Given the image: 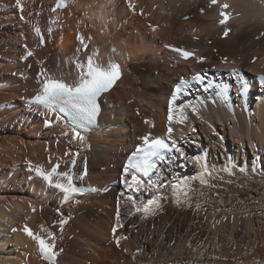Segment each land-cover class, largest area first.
<instances>
[{"label": "bare ground", "instance_id": "bare-ground-1", "mask_svg": "<svg viewBox=\"0 0 264 264\" xmlns=\"http://www.w3.org/2000/svg\"><path fill=\"white\" fill-rule=\"evenodd\" d=\"M22 2L23 13L15 0H0V264H49L24 233L25 225L37 234H45L41 225L56 232L57 248L62 250L57 264H166L165 254L172 255L166 244L176 235L179 259L171 264H181L183 254L188 257L184 264H264V234L255 223V217L264 223V93L259 86L252 106L237 95L230 97V107L219 98L213 103L210 93L202 94L194 99L198 105L204 102L199 115L186 110L189 120L171 125L173 139L189 159L171 153L175 163L159 181L166 186L142 197H163L157 215L144 218L121 196L127 154L143 144V136L167 132V98L181 68L212 70V64L220 63L224 71L235 68L248 77L264 72V0H68L70 6L56 12V0ZM222 11L232 16L227 25L220 24ZM37 26L43 43L35 34ZM226 28L231 32L224 37ZM193 33L202 35L200 43L189 39ZM81 35L87 49L78 39ZM169 46L199 47L197 56L206 61H183ZM27 50L34 55L25 61ZM89 55L105 68L119 64L123 75L103 95L98 126L86 134L85 149L78 140L69 143L74 129L62 116L50 114L54 124L48 128L38 114L43 107L29 108L28 101L40 93L41 68L74 85L79 79L76 65L86 64ZM77 151L74 182L95 191L64 203L63 193L30 173L28 166L31 162L50 170L59 162L61 171L69 170ZM233 161L237 166L232 173L224 171ZM253 163L259 171L252 170ZM245 164L247 174L239 171ZM205 169L211 173L204 176L207 184L191 182L192 206L177 207L169 182ZM141 178L146 184L156 181L155 175ZM117 208L124 225L117 236L127 237L119 247L111 231ZM57 209L70 217L62 232ZM183 226L187 236L206 227L219 241L226 236L227 243L217 245L211 239L210 249L209 241L193 244L191 238L184 239Z\"/></svg>", "mask_w": 264, "mask_h": 264}, {"label": "snow or ice", "instance_id": "snow-or-ice-1", "mask_svg": "<svg viewBox=\"0 0 264 264\" xmlns=\"http://www.w3.org/2000/svg\"><path fill=\"white\" fill-rule=\"evenodd\" d=\"M217 2V0H213ZM15 5L21 13L24 12L25 4L22 0H15ZM68 0H58V3L52 8L53 12H56L60 8L67 9L69 7ZM224 9L229 6L225 4ZM222 19L220 20L221 25H227L232 19L231 14L228 11L221 12ZM21 19H24L21 16ZM35 34L40 38L41 43L44 42V35L40 27L34 28ZM52 29H49L51 32ZM231 32L230 28H226L223 35L227 37ZM81 45L84 49L88 48L85 43V37L83 35L78 37ZM27 49V45H24ZM171 50L179 55L184 61L195 59L197 62L203 64L206 61L205 57L197 56L195 51H190L185 48H176L169 46ZM34 53L31 50H27V54L23 57L27 61L32 57ZM224 63H228L225 58ZM76 67L79 69V79L74 85H69L60 79H55L49 76L47 69L41 68L38 72L40 79L41 90L33 100L28 101V107L31 108L33 103L42 105L44 111L38 114L43 117L44 125L51 128L54 124V119L50 118V114L59 113L65 114L71 117V125L74 128L73 139H70L69 143H73L76 140L84 144L85 149L88 145L85 144L86 135H81L80 129H84L85 132L98 126V117L101 113V97L104 94L109 93L114 86L122 79V68L117 63H112L108 67H101L95 63L93 56L89 55L85 63H77ZM237 84L236 95L238 97H244L247 95L250 89V82H248L243 76L240 70L232 69L228 73ZM259 90L264 92V76L258 78ZM231 85L228 83L215 82V74L211 77L207 73H196L191 79H187L183 76L180 77L179 82L175 86L168 107V122L169 127L167 129V138H152L151 135L143 136V146L136 147L135 150L127 159V163L122 170L124 192L121 196L127 201L131 202L135 208V213H142L144 218L149 216H155L162 211L163 205L161 195H153L146 201L142 199L144 194L152 192L153 189L162 188L166 185L159 183L164 177L165 171L171 168V165L175 163V158L170 155L171 153L178 154L179 157L185 161L189 159L186 155L184 148L181 147L175 139L172 138L173 128L172 124H184L189 120L186 110H191L193 114L199 115L200 107L204 105L203 101L199 102V105L194 102L193 99L183 100L184 97H193L194 94H198L203 91L204 93H210L212 102L216 103L217 98L222 100L225 104L231 107V101L229 96V89ZM198 100V95L195 96ZM178 103V101H182ZM7 107V106H6ZM145 123H151V121H145ZM195 132L196 129L192 128ZM67 135V133H64ZM195 143V141H192ZM67 155V153H66ZM74 156L70 161L71 167L69 170L61 171V164L56 162L50 168L45 170L43 167L33 165L29 162V172L35 173V175L44 180L50 187H53L63 193V202H69L74 194L82 193L85 191L84 188L77 186L74 182L77 178L73 169L76 166L77 159L80 153L77 151L72 154ZM199 163V156L194 158ZM51 161V157H49ZM235 161L232 162L231 167H225L223 170L232 173V170L236 168ZM254 172L259 171L255 167V163L252 165ZM241 173L247 174V165L239 166ZM144 176H156V181H149L147 184L145 180L141 178L140 174ZM84 174L78 178L84 179ZM205 175H211L207 169L204 170L203 174L193 175L191 177L177 178L173 177L169 182L171 184L172 194L177 207L186 205L191 207L189 203V193L193 191L191 188V182L199 179L202 185L207 184V180L204 178ZM54 178H58L55 179ZM211 187H216L211 185ZM203 195V193H201ZM199 208V205H197ZM33 212L36 211L35 207H32ZM130 215L133 213H129ZM57 215L60 217L58 226L62 232L64 226L69 223V218H65V214L57 209ZM226 219V218H225ZM116 224L112 228V236L115 244L119 247L123 239H127L126 236H117V232L120 228L124 227L121 222V213L119 208L115 215ZM16 231V229H13ZM24 233L36 242L39 248V252L42 258L49 262V264H57V259L61 255L62 250L57 248V234L55 231L45 228L41 225V232L45 234H37L28 225L23 227ZM127 251V249H124Z\"/></svg>", "mask_w": 264, "mask_h": 264}, {"label": "rangeland", "instance_id": "rangeland-1", "mask_svg": "<svg viewBox=\"0 0 264 264\" xmlns=\"http://www.w3.org/2000/svg\"><path fill=\"white\" fill-rule=\"evenodd\" d=\"M6 126H9V123L7 122L6 124H5ZM191 145H193V144H191ZM83 152H84V149L82 150ZM189 164H192V163H190V161H189ZM16 169V168H15ZM87 175V174H86ZM118 185V184H117ZM197 200H198V198H196ZM223 199V197H219V200H222ZM218 209H220L219 207H215V210H218ZM220 211V210H219ZM226 211V210H225ZM257 220V221H256ZM55 224L57 223V222H54ZM255 223H256V227L258 228V230L259 231H261L263 234H264V223H263V221H262V219L260 220L258 217H255ZM261 224V225H260ZM182 231H183V234H185V237H184V239H188V237H189V239L191 238V240L193 241V244L196 242V244H201V241H206V242H208L209 241V243H208V246H207V248L208 249H210V245H212V247H213V243H214V241H215V239L218 241L217 242V245H218V243L220 242V244H222V242L225 244V243H227L226 242V239H227V237L225 236V238L223 239L222 238V240L221 241H219V236H217V237H215L214 235H212L211 233H210V229H208V228H206V227H198L197 229H195L194 231H192V233H190V236H187L186 234H187V230H186V227H182ZM204 234V235H203ZM178 236H179V238H180V235H176L175 237H173L174 239H171V241L169 242V243H167L166 245H169V248H170V253L172 254V255H168L169 254V251H168V253H166L165 254V256H166V259L165 260H162V261H165V263L166 264H171V262H173L174 260H177V259H179V253L177 252V251H175V246H176V242H177V240L179 239L178 238ZM214 236V237H213ZM211 239H214V241L213 240H211ZM190 240V241H191ZM154 244H159L160 243V241H157V240H155L154 242H153ZM241 244V246H242V243H240ZM188 245V244H187ZM215 255L213 254V255H210V257H214ZM188 257L186 256V254H183L182 255V261L180 262L181 264H184L185 263V261H186V259H187ZM196 257L193 255L192 257H191V260L192 261H196ZM202 259H204V258H202ZM134 261H135V259H134ZM136 262V261H135ZM201 263V262H200ZM144 264V263H143Z\"/></svg>", "mask_w": 264, "mask_h": 264}]
</instances>
